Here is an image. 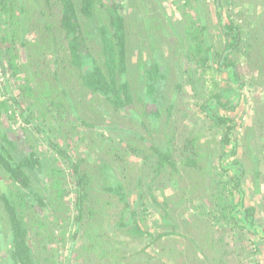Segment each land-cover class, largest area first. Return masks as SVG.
<instances>
[{
  "label": "trees",
  "instance_id": "1",
  "mask_svg": "<svg viewBox=\"0 0 264 264\" xmlns=\"http://www.w3.org/2000/svg\"><path fill=\"white\" fill-rule=\"evenodd\" d=\"M203 3L184 0L200 10ZM263 11L243 26L242 11L229 23L220 18L215 39L207 15L182 11L173 21L159 0H128L126 7L122 0H0V62L4 51L19 80L18 93L0 97V264H59L70 221L69 260L75 264H137L143 255L150 263L153 244L161 256L150 264H167L165 258L186 253L180 228L200 229L202 221L208 224L196 240L202 257L188 255L190 264H237L243 251L231 247L230 238L240 229L264 237V227L245 222H253L255 206L240 218L239 184L256 157V193L264 197V101L257 100L245 136L260 128L259 156L258 143L248 139L246 158L226 167L225 146L238 143L229 135L234 126L221 140L215 134L233 121L216 111L223 105L216 74L229 68L237 83L247 76L254 85L259 75L264 80V55L250 75L239 71L260 47L255 41L264 37ZM187 86L205 117L192 112ZM88 104V111L73 113ZM97 127L113 134H101L102 146L88 142L85 154L73 156L71 140L96 141ZM38 138L49 154L40 152ZM169 186L176 191L165 193ZM187 198L192 223L184 212L176 214ZM152 205L161 210L155 230L147 224Z\"/></svg>",
  "mask_w": 264,
  "mask_h": 264
},
{
  "label": "rangeland",
  "instance_id": "2",
  "mask_svg": "<svg viewBox=\"0 0 264 264\" xmlns=\"http://www.w3.org/2000/svg\"><path fill=\"white\" fill-rule=\"evenodd\" d=\"M159 1L163 5L165 12H168V14L170 15L173 21L180 19L182 17V11H188V12L190 11V13H192L193 15H196L200 11L202 14L206 13L203 8L200 10L198 7L195 8L194 6L190 7V6L184 5V0H159ZM241 1L243 2L241 3ZM261 1L262 0H245V1L236 0L234 1L235 3L234 2L227 3L223 0V4H222L220 12L223 13L224 17H228L229 14H233V12L236 13L239 9L243 10L241 14L246 15L247 17L238 15V18H241L243 20V24H242L243 26L245 23V19L246 20L254 19V17L252 16L255 15V12L257 9L258 10H260L261 8L264 9V3L262 4ZM122 2L124 6L126 7L128 4V0H122ZM210 3H211L210 11L211 13H213L214 18L210 21L211 26L209 28V31L210 33L213 34L215 39H218L220 38L219 35L221 34L220 32L221 26H219L220 22H218L219 20H218L216 12L219 10L217 9L215 5L214 0H211ZM261 14H264V11ZM207 18H208V15H207ZM225 20L227 19L225 18ZM245 29H248V28L245 27ZM262 29L264 31V25L262 26ZM263 31L261 30V33H263ZM261 33H259L258 35H260ZM263 41H264V37L259 40H256L255 41L256 46L259 44V46L261 47L263 44ZM6 45H7L6 43H3V47ZM139 47H140V43L135 44V51H138ZM260 47H257V49L255 48L256 50H254V55L251 57L252 60L249 62V65H245V67L242 70H239L242 75H250L254 67L259 68V66L262 65L260 60L264 55V49L259 50ZM1 54L3 56L1 58L2 62H0V97L5 99V98H8L11 94L14 95L18 93L17 84L19 80L18 78L11 75L12 72L10 68L7 67L9 58L7 57L5 52L3 51ZM23 60H24L23 58H20V61H23ZM3 62L6 65L5 68L3 67ZM257 73H258V70H257ZM230 74L231 72L229 68L223 71H219L216 74V77L218 79L219 86H220L219 91L223 93V96L221 97L222 103L227 105L226 107L219 106L216 109V111L219 114L231 117L233 121L229 122L228 124L220 128H215L216 131H218L219 129L223 130L222 133L218 134L219 133L218 131L217 133L215 132V134L218 135L217 136L218 140H221L225 131H227V127L229 125L234 126V128L231 130L229 135L231 139H233L234 141H237L238 143L236 147L234 146L233 142L225 146L226 155L224 156L225 157L224 163L226 164V167H229L230 164H232V162L236 159L246 158L244 157L245 156L244 152L248 151V147L246 145L248 139L250 140V144L254 146H256L258 143L257 153H256L258 156H259V150L262 148V143L260 142H263V139L261 140V137L258 136L260 134V128L258 127H255L251 137L246 139L245 136H248V130L249 128L253 126L252 124H253V120L255 119L257 100H262V101L264 100V84H262L264 80L263 78H260L261 75H259L258 77L259 82H257L256 85H254L250 83L251 78L247 76L246 77L247 82L240 77L241 80H239V82L237 83L235 79L233 80ZM189 89L190 87L188 86L187 91L189 93L188 95H186V98L190 102V105L193 108L192 112L196 111L197 113H199L200 108L197 105H195V102H193V100H191L190 94L192 92ZM73 98H76L75 101L78 102L79 98L77 97H73ZM230 106H232L233 109L230 108ZM90 107L91 106H89V104L84 105V106L78 105V106H75V109L79 110V112L77 113L73 111L72 112L75 113L76 115H81L82 113L88 111ZM203 116L205 115L203 114ZM195 126L196 128H198L197 125ZM82 129H84L86 134L88 133V129L84 127H82ZM89 134L90 133H88V135ZM93 134H94V137H97V139H95L96 141H92L90 138L89 139L86 138L85 140H79L78 137H74L71 140V147L69 149L70 153L73 156L77 155L79 152L85 154L84 150L87 149L88 142L96 148L100 147L104 144L101 134H104V136H108L110 134L112 135L113 132H110L109 130H106L104 128L97 127L94 129ZM215 134L213 130V132H210L207 134V137L211 138ZM114 136L118 138L117 131L114 132ZM38 139L39 140L37 143H38V148L40 152L48 151V154H49L51 152V149L48 147V144L45 142L46 140L44 138H38ZM61 143H63V140H61ZM220 148L221 146H219V151H220ZM234 149L236 151L235 153H234ZM219 151L217 150V154L220 153ZM91 157H94V155L93 156L91 155ZM132 158H133L132 160L134 161L140 160L137 157H132ZM214 159H215L214 160L215 165L221 167V161H219L217 157H215ZM257 166H258L257 159L256 157H253L249 165H247V169H249L248 173L245 174V176L239 182L241 189H243L242 199L244 201V206L240 209L241 211L240 218L244 220L245 218L244 211L247 209V207L255 206L256 210L254 211L255 215H254L253 222H251L252 220L250 219L246 220L245 222L248 223L249 221L251 225L262 228L264 227V197H262L261 194L256 193V181L253 175V171H255V168ZM229 173L231 175H234L235 170L230 168ZM68 188L73 192V194H71V198L73 199L75 197V188L71 184H68ZM262 188L264 191V184ZM174 190L176 191L175 188H172L169 186L165 189V193L172 194ZM157 195L158 197L163 199L162 198L163 195L161 191H158ZM237 195L239 197V193ZM191 205H190L189 198H187L186 201H180V204L177 206V209H176L177 210L176 214L180 215V213L184 212L185 215L189 217L190 213H192L193 210L185 211V208ZM148 209H149L148 210L149 217L147 219V224L153 230L159 229L157 223H159V221L161 220V210H159L153 205L149 206ZM189 219H190V222L192 223L193 219L191 217H189ZM207 225L208 224L205 221H202L200 229H198L195 225H191L189 227H185L184 225V227L180 228V231L182 233H185L187 237H189V238L186 237L187 239V244L185 245V248H187L186 253H184L183 255L172 256V257L177 258L175 260L174 258H165L167 264H190L188 260V255L195 256L196 254L199 257H202V254H201L202 251L199 250L198 248L200 247L199 245L201 244H197L198 242L196 240L201 239L200 236H205L204 233L207 232L205 231V228H207ZM69 227H70L71 236L70 238L67 239L65 244L62 245L60 248V251H59L60 263L59 264H75L73 259L69 260L70 244L73 242L72 235H74V231H75V225L73 224V222L70 221ZM261 228H257V229H261ZM212 236H216V235L212 234ZM235 236L236 237L230 238V243H232L230 244V246L231 247L234 246L236 249H238V251L240 249L243 251L242 255L238 256L239 260L237 259V264H264V237L261 236V233H252L250 230L240 229ZM79 237L80 236H78L77 238L75 237V244H79L81 242ZM231 239H233V241ZM139 244L141 243H138L137 245ZM147 244H149V241H145L142 243L143 246ZM179 245H181L180 247H183L182 244H179ZM148 251L150 252L152 256H154L155 259L156 257L158 258L161 256L159 254L158 245H154V244L149 245ZM154 258L152 259L151 262H154L155 260ZM148 260H149L148 257L143 255L138 258L137 264H150L151 262L149 263ZM114 261L117 262L118 260L115 259ZM238 261H241V262L238 263ZM206 264H210V263L206 261Z\"/></svg>",
  "mask_w": 264,
  "mask_h": 264
},
{
  "label": "flooded vegetation",
  "instance_id": "3",
  "mask_svg": "<svg viewBox=\"0 0 264 264\" xmlns=\"http://www.w3.org/2000/svg\"><path fill=\"white\" fill-rule=\"evenodd\" d=\"M215 1V5H216V7H217V9L219 10V11H217L216 12V14H217V17H218V22H220V18H222L223 20H225V18L227 19V22L228 21H230L231 19H234V18H236V14H237V12H239V11H243V10H238L236 13L235 12H233V14H229L228 15V17H224V15H223V13L222 12H220V10H221V7H222V4H223V0H214ZM225 2H229V0H224ZM236 1V0H235ZM204 2L205 3H203V9L205 10V12L206 13H204V14H206V15H208V19L209 20H212L214 17H213V13H211V11H210V5H211V0H204ZM207 3V4H206ZM230 3H233L232 2V0H231V2ZM210 11V12H209ZM245 12V11H244ZM197 14H199V13H197ZM221 16V17H220ZM229 17H230V20H229ZM238 20H239V24H240V26L243 24V20L241 19V18H238ZM237 20V21H238ZM242 21V22H241ZM208 23V25H209V27L211 26V22H207ZM229 23V22H228ZM223 24V23H222ZM244 24H246V22L244 23ZM219 26H221V22L219 23ZM246 31V30H245ZM220 32H222V29L220 28ZM245 35V34H244ZM221 71H223V70H221ZM188 87V86H187ZM189 90H191V89H189ZM222 93V92H221ZM222 96H223V93H222ZM220 100H221V98H220ZM264 101V100H263ZM221 102H222V100H221ZM226 105V104H225ZM198 106V105H197ZM221 106H224V104L223 105H221ZM227 106V105H226ZM225 106V107H226ZM199 107V106H198ZM200 108V107H199ZM218 108V107H217ZM230 108H232L233 109V107L232 106H230ZM203 114L206 116V114L205 113H202L201 112V110H200V112H199V115L200 116H203ZM205 116H203V117H205ZM262 236V235H261Z\"/></svg>",
  "mask_w": 264,
  "mask_h": 264
}]
</instances>
